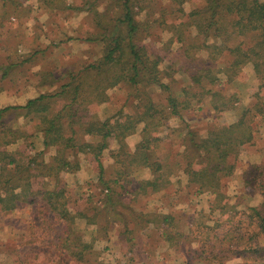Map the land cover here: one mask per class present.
I'll return each instance as SVG.
<instances>
[{
    "label": "trees",
    "instance_id": "1",
    "mask_svg": "<svg viewBox=\"0 0 264 264\" xmlns=\"http://www.w3.org/2000/svg\"><path fill=\"white\" fill-rule=\"evenodd\" d=\"M45 1L58 8L60 0ZM185 1L79 0L78 4H67V9L91 15L95 33H89L85 40L101 44V55L77 69L64 66L59 71L58 61L53 62L46 75L39 78L40 83L53 86L51 90L22 105L0 108V212L8 214L21 205L33 204L53 213L68 228L66 236L59 238L56 249L60 254L81 261L91 247L73 228L76 213L69 208L70 189L62 182L66 173L78 169L79 153H86L97 163L101 187L97 210L105 209L111 220L118 216L114 219L124 227L129 221L120 212L122 191L158 192L170 186L172 176L179 172L187 176V186L193 193L209 191L215 198H225L221 192L223 179L235 172L241 147L254 138V122L264 117V0H197L199 4L189 12L183 8ZM6 3L14 5L16 0ZM141 12L144 17L139 20ZM164 31L170 33L166 43H181L184 57L189 59L190 64L183 70L190 84L181 88V96L173 88L172 72L168 74L169 82L162 80V57L153 49L154 43L162 41ZM186 34L193 37L191 43ZM201 52L205 56L197 55ZM190 60H194L193 65ZM247 63L252 64L258 83L246 89L249 103L229 123L222 114L237 108L241 90L226 84L241 77ZM220 72L226 75L225 82L218 76ZM117 85L128 89L126 96L115 111L100 119L96 106L107 101V90ZM154 88L164 95L163 104L154 100ZM199 104H207L209 112L205 116L215 120L208 122L203 132L189 121L194 105L203 109ZM170 118L179 120L172 129L179 137L177 142L172 135L160 138L152 134L165 127ZM140 125L141 139L130 151L125 138ZM110 139L117 149L111 153L113 164L105 178L100 156L109 148ZM17 143L18 148L8 149ZM158 143L164 148L161 153L157 151ZM140 168L148 169L150 176L139 178L129 191ZM256 168L263 173L264 161ZM233 208L228 206L221 212ZM134 211L130 213L137 214L138 227L153 224V232H159L161 240L173 244L175 235L181 234L174 231L169 213ZM90 219L94 223V218ZM248 223L257 228L255 234L247 238L243 232L226 230L224 234L232 239L221 247L232 245L227 252L244 263L253 257L254 264H264V192L258 206L248 207ZM244 237L245 244L250 240L247 250L238 248L239 238ZM254 239L258 244L252 247Z\"/></svg>",
    "mask_w": 264,
    "mask_h": 264
},
{
    "label": "rangeland",
    "instance_id": "2",
    "mask_svg": "<svg viewBox=\"0 0 264 264\" xmlns=\"http://www.w3.org/2000/svg\"><path fill=\"white\" fill-rule=\"evenodd\" d=\"M72 2L78 4L79 0H60L53 15L46 16L42 11L41 14L37 12L39 15H33L27 21L31 33L25 34L27 38L22 33L19 40V44L23 43V38H26L25 44H39L38 46L42 44L46 48V54L43 55V59L46 60L44 66L50 67L52 60L56 58L59 71L66 68L64 66L77 69L90 61H95L101 55V44L85 40L89 33H95L91 15L84 11L74 12L67 9L66 5ZM168 2L169 0H164V3ZM20 4L21 8L15 7L12 3L7 7V12L10 13L8 16L10 25L18 23L22 26L25 18L22 17V1ZM26 4L27 7L36 8L34 1H27ZM198 4L197 0H186L183 8L185 12H189ZM143 17L144 12L137 16L139 20ZM169 36V32H162V41L154 43L153 49L162 57L159 63L163 73L162 80L169 82L168 74L172 72L175 80L172 82L173 88L176 95L181 96V88L190 84V77L183 70L190 63L189 59L184 57L181 43H166ZM186 36L187 42L191 43L193 37L191 36V40L187 34ZM13 42L16 44L15 39ZM46 44H51L56 49L52 52L48 51L49 47H46ZM148 45L152 47L151 44ZM70 51L72 56L69 55ZM18 54H22L21 51H18ZM205 54L201 52L197 55L205 56ZM190 62L194 64V60ZM218 76L225 82V74L220 72ZM26 83L28 84V81ZM257 83L253 66L247 63L242 67L241 77L226 84L231 89L236 87L237 90L244 92L235 110L223 112L222 115L227 122L232 123L238 118L240 111L249 103L250 98L245 92L246 89ZM27 84L22 82V95L11 98L5 103H23L28 97L37 94L34 88L27 89ZM23 88L27 91L25 92ZM126 90L128 91L125 86L120 85L107 90L108 100L96 106L100 119L106 118L121 105ZM151 94L158 104H163L164 95L159 90L154 88ZM199 106L203 108L201 111L195 105L191 108L189 114L192 119L189 121L195 122L194 128L203 132L206 124L208 122L211 124L215 120L212 121L211 117L205 116V112H209L207 104H199ZM178 123L177 118H170L165 126H170L168 130L160 127L158 132L152 134L160 138L172 135L174 142H177L179 137L172 129ZM254 123L256 132L252 142L241 147L235 172L223 179L221 192L225 194V198H215V195L209 191L193 193L187 186V176L179 172L172 176L170 186L158 192L134 194L122 191L120 212L129 221L125 227L123 223L116 221L118 216L114 217L116 220L114 218L111 220V214L105 209L97 210L101 198L97 163L86 153H79L78 169L66 173L62 182L70 189L69 208L76 213L73 228L81 240L91 245L85 251L83 260L72 259L67 253V255L60 254L57 251L59 238H64L66 232L68 233L67 224L65 225V222L53 213L41 210L39 206L35 207L32 204L26 205L23 211L21 205L13 213L0 212V264H254L253 257L247 258L244 263L242 258L231 256L227 249H231L232 245L221 247L222 243L232 239L224 234L226 230L243 232L247 238L248 234H255L257 231L256 227L248 223V207L258 206L263 201L264 172L259 173L256 167L264 161V117L257 118ZM140 128L141 125L136 132L125 138L130 151L135 149L141 139ZM36 142L40 145L38 140ZM18 143L9 146L8 149L15 150L19 146ZM160 144L158 143L157 151L161 153L164 148ZM116 149L117 144L110 139L109 148L100 156L106 168L105 178L113 164L111 153ZM19 150H22V146ZM149 176L148 169L140 168L135 173L134 181L128 186V190L133 189V184L136 186L139 178ZM0 188H3V185L0 184ZM228 206L234 208L223 214L221 210L227 209ZM130 210L142 214L169 213L173 217L174 231L181 234L175 235L173 244L161 240L159 232H153V224H149L147 228L138 227L139 223H135L138 220L137 214H131ZM22 215L29 221L23 226L25 231L22 229ZM92 217L94 223L90 221ZM215 219L218 220L214 221ZM140 222L144 224L142 220ZM235 237L238 236L233 238ZM246 237L239 238L238 248L247 250L246 246H249L250 240L245 244ZM24 238L28 242L22 241ZM261 242H264L263 238ZM255 244H258L257 239L252 240L251 246Z\"/></svg>",
    "mask_w": 264,
    "mask_h": 264
},
{
    "label": "crops",
    "instance_id": "3",
    "mask_svg": "<svg viewBox=\"0 0 264 264\" xmlns=\"http://www.w3.org/2000/svg\"><path fill=\"white\" fill-rule=\"evenodd\" d=\"M4 1L6 0H0V108L7 105H22L29 98L36 97L40 93L48 91L47 89L51 90L53 86L40 83L39 78H41V76L44 77V74L46 75L49 71L48 69L52 68L53 62L56 63V61H58L54 58L50 67L44 66L46 60L43 59V55L46 54V48L43 47L42 44H40V46H38L39 44H25L27 38L25 34L31 33V29L27 27L28 19L33 15H39L37 12H40L41 14V11L45 13L46 16L53 15L55 7L47 3L45 0H16L18 8H21L20 3L22 1V17L25 19L22 22V26L18 25V23L10 25L8 17L10 13L7 12L8 5L7 3L4 4ZM27 1H34L36 3V8H33V6L27 7ZM22 33H24L26 38H23V43L19 44ZM13 39H15L16 44H13ZM46 45V47H49L47 48L48 51L52 52L53 49H56V47H53L51 44ZM36 50H39V52L32 55ZM18 51H21L22 54H18ZM70 52L72 56V51ZM22 59L24 60L23 63ZM27 81L28 84L26 83ZM22 82L27 84V89H29V87L34 88L37 94L28 97L23 103H5V101H9L11 98L22 95ZM23 89L25 90L26 88ZM26 91L27 90H25V92ZM243 93V90H241V99ZM19 121H22V118ZM24 207H26V205H22V211L24 210ZM27 223H29L28 219L26 216L22 215V229ZM23 235L24 234H22V236ZM22 241L28 242L26 238Z\"/></svg>",
    "mask_w": 264,
    "mask_h": 264
}]
</instances>
